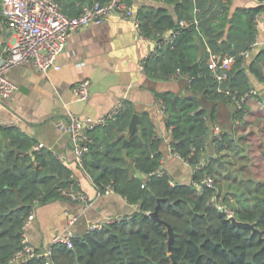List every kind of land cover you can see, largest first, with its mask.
<instances>
[{
	"label": "trees",
	"instance_id": "1",
	"mask_svg": "<svg viewBox=\"0 0 264 264\" xmlns=\"http://www.w3.org/2000/svg\"><path fill=\"white\" fill-rule=\"evenodd\" d=\"M163 1L173 4V12L150 5L138 8L135 16L142 35L150 39L159 41L164 32H176L173 41L144 60V71L154 79H168L179 68L189 78L183 94L166 90L156 95L165 106L164 122L171 127L173 150L195 166L192 181L171 183L169 173L154 172L160 165L162 140L146 112L140 114L139 129L128 138V159L123 156L122 143L134 112L133 105L124 100V109L115 118L88 130L91 141L81 165L97 190L111 186L128 202L138 204V209L74 236L72 247L53 243L51 257L58 264H264V127L238 133V126L247 122L248 104L237 107L227 93L239 97L249 90L250 73L264 83V47L252 46L257 34L255 17L264 12V0L234 10L231 0ZM62 10L68 15L80 12L72 14L65 5ZM180 20L186 24L180 25ZM246 50L250 55L244 61L241 52ZM210 54L235 56L224 80H217L208 67ZM219 103L233 105L232 120L237 123L221 131L214 145L216 155L200 168L207 156L210 126L217 123ZM35 143L17 127H1L0 264H12L33 208L66 198L61 190L70 183L76 187L72 169L47 147L33 149ZM231 155L235 162H242L239 170L228 167ZM248 163L252 169H247ZM243 169L248 170V177L239 179L236 172ZM204 172L212 176L213 185L198 187L195 183ZM213 196L217 201L211 200ZM157 205L159 218L173 230L170 248L167 225L150 215ZM230 214L255 222L262 236L233 225ZM18 264H46V258Z\"/></svg>",
	"mask_w": 264,
	"mask_h": 264
},
{
	"label": "crops",
	"instance_id": "2",
	"mask_svg": "<svg viewBox=\"0 0 264 264\" xmlns=\"http://www.w3.org/2000/svg\"><path fill=\"white\" fill-rule=\"evenodd\" d=\"M59 2L73 14L79 9L81 12L89 0ZM128 3L134 13L138 8L150 5L165 6L173 12V4L163 0H130ZM257 3L258 0H231L230 8L234 10ZM256 26L258 37L264 39V12L259 14ZM9 33L0 17L1 44L7 40ZM167 34H170L169 30L164 32V35ZM153 46V39L140 34L132 18L110 13L99 22H90L68 33L66 46L56 57L59 69L43 71L36 69L31 62H24L7 71V77L17 88L11 96L0 98V133L1 127H17L35 142H42L56 155H62V161L72 169L76 189L86 194L90 202L85 206L82 201L66 197L35 207L24 231L28 241L38 251L51 249L53 236L57 233L71 230L75 236L84 235L92 230L91 225L100 227L108 217H128L138 209V204L128 202L118 192L98 194L91 175L76 160L71 137L56 126L58 118L74 114L96 119L108 113L120 99L127 100L133 105L134 112H146L154 122L155 131L162 140V165L172 180L182 183L192 181L194 165L172 155L168 149L171 134L164 122L162 103L156 95L166 90L183 94L189 78L174 75L168 79H154L142 71L139 62ZM249 76L252 87L259 91L264 101V83L251 73ZM85 78L89 79V96L79 99L72 88ZM252 103H255L253 98L247 101L245 117L251 112L252 108L248 106ZM217 110L221 131L234 127L233 105L219 103ZM207 153L216 155L211 138L207 143ZM71 216H76L73 223L68 221Z\"/></svg>",
	"mask_w": 264,
	"mask_h": 264
},
{
	"label": "built area",
	"instance_id": "3",
	"mask_svg": "<svg viewBox=\"0 0 264 264\" xmlns=\"http://www.w3.org/2000/svg\"><path fill=\"white\" fill-rule=\"evenodd\" d=\"M110 13H118L125 18H132L136 27L139 28V20L136 18L131 4L125 0H93L91 4H85L83 9L77 15H68L62 10V6L58 0H0V17L5 21L6 27L9 30V36L4 43H0V98H7L13 94L17 86L7 77V71L20 63L31 62L32 65L38 70H46L48 68L59 69L60 65L56 61L57 55L65 48L68 33L72 30L78 29L90 22H99L102 18ZM259 14H256V21L258 22ZM180 25L186 24V21L180 20ZM176 32H172L162 36V40H153L154 46L139 62V67L144 71V60L157 53V49L164 43L173 41ZM264 47V39H260L256 34L252 46ZM244 61L250 55V51L246 50L241 52ZM235 56L224 54L218 56L210 54L207 59V65L210 68L213 76L221 81L224 80L228 71L234 64ZM145 72V71H144ZM175 76H180L181 71L176 69ZM173 75V76H174ZM89 79H82L73 86V92L79 99H86L89 96ZM232 94L233 103L237 107H242L249 99L253 98L257 103H261L262 99L259 96V91L255 87H251L241 96L228 91ZM165 112V106L162 104ZM124 109V99H120L114 107L105 115L96 119L85 117L82 118L78 115L70 114L67 118H58L55 120L56 126L67 132L71 137L74 144V154L77 162L82 164V156L88 150V145L91 141L88 130L99 124H104L109 119H113L116 115ZM211 140L215 145L216 138H219L221 129L218 123H212L211 126ZM171 134V127H168ZM44 146L42 142H36L33 149H39ZM168 149L174 156L181 157L168 142ZM58 156V155H57ZM211 154L201 160L199 167L203 168L209 161ZM63 160L62 155L58 156ZM182 158V157H181ZM183 159V158H182ZM186 161V160H185ZM163 156L160 159L159 167L154 171L157 175L166 172L163 168ZM195 167V166H194ZM73 176V175H72ZM171 183H174L172 180ZM213 185V178L207 172L203 173L196 186ZM62 193L72 199L79 200L84 205H89L90 202L86 194L77 190L73 183L68 187L63 188ZM111 186H106L103 191L98 190V194L112 192ZM217 201L216 196L211 198ZM35 207L25 220L23 229L31 221L34 214ZM76 216H71L68 221L73 223ZM121 218L108 217L106 223L119 220ZM98 227L97 224L91 225L90 229ZM75 235L71 230L64 233H57L53 236V243L62 242L68 247L73 245V237ZM45 257L46 264H58L51 257V250L38 251L29 241L25 231L22 235V245L14 252L10 259V263L18 264L19 262L34 258Z\"/></svg>",
	"mask_w": 264,
	"mask_h": 264
},
{
	"label": "water",
	"instance_id": "4",
	"mask_svg": "<svg viewBox=\"0 0 264 264\" xmlns=\"http://www.w3.org/2000/svg\"><path fill=\"white\" fill-rule=\"evenodd\" d=\"M92 0H89L88 4H91ZM196 65L197 63L193 64V70H192V75L195 76L196 75ZM139 120H140V114L138 112H133V114L130 117L128 126H127V130H126V137L123 140L122 143V154L123 156L128 159L127 156V149H126V145L128 143V138L137 130L139 129ZM136 175H138L139 177H143L142 173L140 171H136ZM159 205V203H158ZM158 205L155 207V209L153 211L150 212V215L157 221L163 222L167 225V231L169 234V239H168V245L170 248L172 239H173V230L172 227L165 222L164 220L160 219L158 216ZM229 219L231 220L232 224L237 226V227H243V228H249L251 229L253 232L257 231L260 236L261 235V231L256 227L255 222H250V221H244V220H239L237 219L234 215L230 214L229 215Z\"/></svg>",
	"mask_w": 264,
	"mask_h": 264
},
{
	"label": "rangeland",
	"instance_id": "5",
	"mask_svg": "<svg viewBox=\"0 0 264 264\" xmlns=\"http://www.w3.org/2000/svg\"><path fill=\"white\" fill-rule=\"evenodd\" d=\"M251 105H249L248 107L252 108V110L250 113H248L249 115H247V118H245V119H247V122L244 121L238 126V129H239L238 133H243V132L247 131L248 129H260V128L264 127V101H262L261 103H257L255 101V103H252ZM236 123H237V121H236ZM261 135L264 137V133L261 132ZM230 159H231L232 163L231 164L227 163L228 167H231L232 169H234V168L238 169V166L241 165L242 162L241 161L235 162L236 158L234 155H231ZM233 162H234V167H232ZM247 169H252V167L249 165V163H248ZM247 169L246 170L243 169L241 171L236 172L239 179L248 177V175L246 173V171H248Z\"/></svg>",
	"mask_w": 264,
	"mask_h": 264
}]
</instances>
